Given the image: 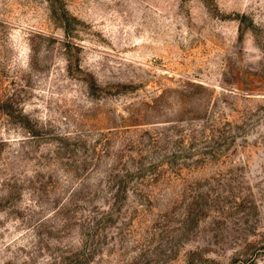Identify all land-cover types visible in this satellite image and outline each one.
Instances as JSON below:
<instances>
[{
	"label": "rangeland",
	"instance_id": "1",
	"mask_svg": "<svg viewBox=\"0 0 264 264\" xmlns=\"http://www.w3.org/2000/svg\"><path fill=\"white\" fill-rule=\"evenodd\" d=\"M0 264H264V0H0Z\"/></svg>",
	"mask_w": 264,
	"mask_h": 264
}]
</instances>
